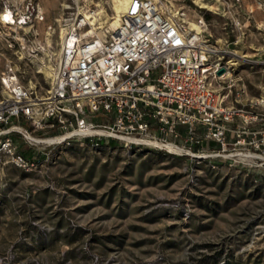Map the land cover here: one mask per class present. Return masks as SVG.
Returning <instances> with one entry per match:
<instances>
[{"label": "rangeland", "instance_id": "rangeland-1", "mask_svg": "<svg viewBox=\"0 0 264 264\" xmlns=\"http://www.w3.org/2000/svg\"><path fill=\"white\" fill-rule=\"evenodd\" d=\"M156 1L168 15L185 11L186 22L202 16L213 58L237 60L220 81L226 104L264 96V0H205L213 9L198 0ZM22 5L0 0V13L18 17ZM29 11L25 24L0 21V100L1 78L11 75L37 98L48 94L63 37L84 12L98 14L82 33L112 31L111 0H31ZM242 83L247 95L237 97ZM110 114L91 120L107 123ZM12 122L36 137L50 132L23 117ZM241 123L234 117L230 127ZM202 131L192 142L183 126L176 138L152 132L200 156L109 137L39 151L14 136L37 165L0 167V264H264V146L261 159L203 156L217 144Z\"/></svg>", "mask_w": 264, "mask_h": 264}, {"label": "built area", "instance_id": "built-area-1", "mask_svg": "<svg viewBox=\"0 0 264 264\" xmlns=\"http://www.w3.org/2000/svg\"><path fill=\"white\" fill-rule=\"evenodd\" d=\"M22 1L18 17L9 9L10 24H25L29 17L31 0ZM178 12L164 13L156 0H130L107 37L82 33L81 21L73 25L63 37L45 97L37 98L12 75L1 78L6 92L0 100V167L12 163L30 170L37 165L18 150L17 135L39 151L69 145L75 138L97 144L109 137L200 156L152 134L169 132L176 138L180 126L188 129L186 141L192 142L194 130L201 128L203 138L217 144L203 156L228 152V158H263L264 96L244 98L241 106L226 104L229 93L220 81L230 77V65L237 60L213 58L205 19L198 16L197 28L190 29L185 11ZM220 68L224 71L217 74ZM240 95H247L244 83L236 90ZM102 111L111 113L107 123H93L92 114ZM20 117L34 129H48L49 135L33 136L12 122ZM234 117L242 123L231 128Z\"/></svg>", "mask_w": 264, "mask_h": 264}, {"label": "bare ground", "instance_id": "bare-ground-1", "mask_svg": "<svg viewBox=\"0 0 264 264\" xmlns=\"http://www.w3.org/2000/svg\"><path fill=\"white\" fill-rule=\"evenodd\" d=\"M129 2H130V0H111V7H112V11H113V16H111V18H110L111 22L109 24V28H111V30H113L117 27L119 17L121 15V13L124 12L125 8L129 4ZM197 2L202 7L209 8V9L215 8V6L209 1H205V2H209V3H204L202 0H198ZM89 12L90 13L84 12L83 17H81V19H80L81 23H83L84 25L87 22L89 24L93 25V22L97 18L98 12H96V11H89ZM0 21H2L3 24H10V23L14 22V17H13V15L9 9H5L3 12L0 13ZM189 28L190 29L197 28L196 23L190 22ZM87 33H94V31H93V29H91ZM72 37H73V35H72ZM243 56H249V54L244 53ZM180 148L183 150V147L180 146Z\"/></svg>", "mask_w": 264, "mask_h": 264}, {"label": "water", "instance_id": "water-1", "mask_svg": "<svg viewBox=\"0 0 264 264\" xmlns=\"http://www.w3.org/2000/svg\"><path fill=\"white\" fill-rule=\"evenodd\" d=\"M224 71V68H220L217 72V74H221Z\"/></svg>", "mask_w": 264, "mask_h": 264}]
</instances>
